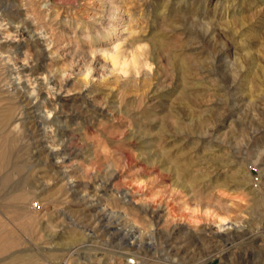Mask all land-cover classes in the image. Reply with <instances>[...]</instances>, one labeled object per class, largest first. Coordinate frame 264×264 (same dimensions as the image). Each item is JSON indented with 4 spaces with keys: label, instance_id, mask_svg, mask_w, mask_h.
I'll use <instances>...</instances> for the list:
<instances>
[{
    "label": "rangeland",
    "instance_id": "rangeland-1",
    "mask_svg": "<svg viewBox=\"0 0 264 264\" xmlns=\"http://www.w3.org/2000/svg\"><path fill=\"white\" fill-rule=\"evenodd\" d=\"M110 1L0 0V264H264V0Z\"/></svg>",
    "mask_w": 264,
    "mask_h": 264
},
{
    "label": "bare ground",
    "instance_id": "bare-ground-1",
    "mask_svg": "<svg viewBox=\"0 0 264 264\" xmlns=\"http://www.w3.org/2000/svg\"><path fill=\"white\" fill-rule=\"evenodd\" d=\"M106 2H111V1L106 0ZM108 8H111V6L106 4V10H105L106 15L102 12L99 15V17H101V18H106V17L108 18L109 17V18L113 19L114 17H113L112 10L110 12V10ZM116 8L117 9H116L115 13L116 14L121 13V11L118 9V7H116ZM123 12L125 15H123V16L118 15V17H115L116 19H120L123 24L114 27V29L111 32L112 33V39L110 40V37L106 39L107 45H106L105 49H106V53H108V55H109L108 57H110V59L112 61V63H111V64H113L112 66H114L117 62L119 63V61H118L119 59L121 61V66L117 68V70H119L118 72H116L118 74L117 76H120V75L127 73L128 75H126V76L124 75V79L125 78H126V80H130L133 78L138 79V78H140V76L144 77L146 75L147 71L145 69L148 66H150L151 61H149L148 57L146 58L145 55L141 59L139 57L142 54V52H144L143 51L144 46L142 47L141 44H138L140 39H141V34H140L141 25L139 24L138 19L133 17L131 12L129 11V6H127L126 10H123ZM116 29H119V30L116 31ZM16 30L19 31V25H16ZM134 46H135L134 49L131 48V50H129L130 51L129 56L127 55L128 57H130L129 59H126L125 57H123L122 59L119 58V56L120 57L126 56L125 53L128 50V48L134 47ZM10 55L11 54H5L2 56H3V58H6L7 60H9ZM25 62H26V60H25ZM24 66L25 65L23 63L22 67H24ZM142 68H144V69H142ZM14 71H15V73H19V71H16V69L13 70L10 68L8 74H12V73H14ZM85 74H86V72H85ZM138 74H141V75L138 76ZM142 77H141V80H142ZM17 78H21V77L17 76ZM40 78H41L40 76L35 77L36 81ZM10 82H12V80ZM52 152H54V151L52 150ZM52 152H50V153H52ZM53 154H55V153H53ZM10 246H11V240L9 237H7V236L4 238L0 237V254L4 253ZM21 258L29 259L30 264H35L36 261L38 260L37 256L35 254L29 253L26 255V254L22 253L20 255L13 256L10 260L11 262L5 263V264H17L16 262Z\"/></svg>",
    "mask_w": 264,
    "mask_h": 264
}]
</instances>
